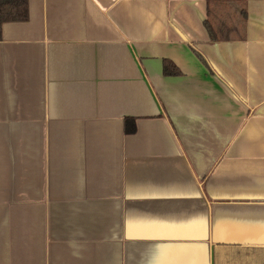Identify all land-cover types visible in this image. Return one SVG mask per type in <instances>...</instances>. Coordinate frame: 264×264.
Segmentation results:
<instances>
[{
	"label": "crops",
	"instance_id": "1",
	"mask_svg": "<svg viewBox=\"0 0 264 264\" xmlns=\"http://www.w3.org/2000/svg\"><path fill=\"white\" fill-rule=\"evenodd\" d=\"M247 11L222 42L206 0H28L3 25L0 264H264V0Z\"/></svg>",
	"mask_w": 264,
	"mask_h": 264
},
{
	"label": "trees",
	"instance_id": "2",
	"mask_svg": "<svg viewBox=\"0 0 264 264\" xmlns=\"http://www.w3.org/2000/svg\"><path fill=\"white\" fill-rule=\"evenodd\" d=\"M207 18L205 28L212 42L238 41L245 39L248 0H206ZM28 17V0H0V40L5 23L22 22ZM164 75H179L178 68L171 61H164ZM129 132H134L128 129ZM220 258L218 264H226Z\"/></svg>",
	"mask_w": 264,
	"mask_h": 264
}]
</instances>
